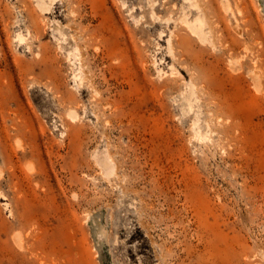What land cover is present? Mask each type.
<instances>
[{
    "label": "rangeland",
    "instance_id": "374dc122",
    "mask_svg": "<svg viewBox=\"0 0 264 264\" xmlns=\"http://www.w3.org/2000/svg\"><path fill=\"white\" fill-rule=\"evenodd\" d=\"M44 1L0 0V264H264V0L243 36L215 0L243 69L186 114L149 30L183 0Z\"/></svg>",
    "mask_w": 264,
    "mask_h": 264
},
{
    "label": "bare ground",
    "instance_id": "6f19581e",
    "mask_svg": "<svg viewBox=\"0 0 264 264\" xmlns=\"http://www.w3.org/2000/svg\"><path fill=\"white\" fill-rule=\"evenodd\" d=\"M42 4L48 9V4L44 0ZM214 4L215 0H183V4L178 9L180 15L175 17L172 14L160 15L158 12L164 11V8L161 7L162 5L156 4L155 1L151 3L150 14L153 22L149 30L157 31L159 28H162L158 35L159 40H164L168 37V50L158 49L163 56H161V60L165 63V53H169L167 57L171 59L170 64L175 69L173 72L180 73L183 76L182 83L178 86H169L167 81L154 82L153 85L158 86L162 94L173 95L178 92L181 109L184 114L195 110L196 106H198L199 111H202V105H197L196 103L200 101V95L203 90H209L214 94V99L218 100V102L221 101L222 89L224 87L223 56L225 54L229 55V63H231L230 68L232 70L243 69L241 61H236L234 57L237 50L235 41L230 39L231 35L226 33L225 28L219 26L222 18ZM69 6L70 0H67L66 7ZM224 7L231 16V22L235 31L243 36L244 32L232 8L231 1L224 0ZM138 10L139 8L135 10V13ZM140 10L147 13L146 10H143V6H141ZM77 11L75 8L72 12L76 14ZM240 12L243 13L241 10ZM143 18L148 20L146 16ZM98 31H100L99 28L94 33ZM167 31H169V34L166 33ZM60 32H67V30ZM73 38L77 41L75 34H73ZM95 38H98V36H95ZM79 51L80 47L78 45L76 47L71 40L67 41L65 52L69 59L77 56ZM211 56L214 59L213 61L209 59ZM253 61L258 63L264 60L261 54H256ZM250 75L252 81L259 87L260 91H263L264 85L261 76L256 71H253ZM173 100L178 101L176 96H174ZM74 111L76 115H72L71 113L70 115L73 117L78 116L79 113L75 108ZM214 111H217V109L206 107L205 113L209 115ZM196 116L197 118L199 117L198 112H196ZM198 121L199 118L194 121L193 128L197 136H204ZM208 126L210 129L211 125L208 124ZM227 130L230 131V128Z\"/></svg>",
    "mask_w": 264,
    "mask_h": 264
}]
</instances>
